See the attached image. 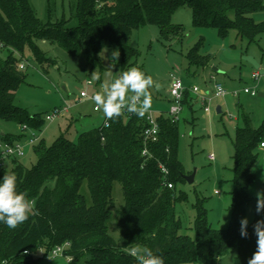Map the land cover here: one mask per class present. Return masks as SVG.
Listing matches in <instances>:
<instances>
[{"label":"trees","instance_id":"1","mask_svg":"<svg viewBox=\"0 0 264 264\" xmlns=\"http://www.w3.org/2000/svg\"><path fill=\"white\" fill-rule=\"evenodd\" d=\"M184 5L192 10L194 27L213 29L219 38L234 30L237 37L250 43L264 32V21L252 16L264 10V0H71L67 18L55 17L48 3L44 20L36 15L30 0H0V49L7 52L5 58L0 57V119L37 132L43 126L40 115H30L14 104L15 91L24 78L18 67L24 50L38 62H51L39 42L56 41L70 54L84 53L95 66L96 55L112 44L118 49L123 73L136 56L128 44L133 30L155 24L162 38L180 40L183 28L172 23L171 17ZM202 46L201 37L187 51L189 65L208 63L209 55L201 52ZM190 96L186 89L183 104L193 113ZM145 115L141 118L122 112L108 119L107 126L103 116L98 125L79 132L75 141L61 135L48 146L42 140L32 143L36 161L30 167L20 157L7 158L11 168H1L0 178L15 174L17 191L24 193L33 207L29 219L16 229L0 223V264H37L34 255H39V249L45 254L64 242L69 243L64 250L70 257L68 264H137L128 254L135 245L147 246L162 256L165 264H223L231 249L233 264H248L256 250L252 225L264 215L255 211L246 239L239 235V221L246 216L252 199L249 187L261 154L264 120L255 126L247 112H240L241 124L236 125L232 139L228 226H212L203 199L196 197L191 237L181 232L182 221L175 211L176 202L187 200L186 193L177 190L187 173L177 154L179 120L157 115V140L145 143ZM25 138L23 131L0 132V142ZM144 147L149 155H142ZM159 164L168 169L166 179L171 188L163 185ZM114 182L120 184L122 193L116 210L117 239L108 227Z\"/></svg>","mask_w":264,"mask_h":264},{"label":"rangeland","instance_id":"2","mask_svg":"<svg viewBox=\"0 0 264 264\" xmlns=\"http://www.w3.org/2000/svg\"><path fill=\"white\" fill-rule=\"evenodd\" d=\"M71 0H30L36 15L44 20L47 16V5L52 4L55 17L70 14ZM255 21H264V10L252 14ZM172 23L180 24L183 28L182 39H164L155 24H144L133 30L128 44L136 50L133 67L151 76L154 84L148 89L152 106H168L169 74L179 75L187 85L196 84L200 88H210L214 80L221 82L226 88H240L243 84L253 85L249 73L259 70L262 74L258 83L264 80V32L257 40L248 43L240 39L231 30L227 37L219 38L213 29L197 28L192 25V10L189 6H181L171 17ZM202 37L201 52L209 55L208 63L203 67L189 65L186 59L187 51ZM41 50L46 52L50 61L38 62L28 50L23 52L25 61L24 78L15 91L14 104L27 111L30 115H40L44 120L40 131L31 128L22 130L13 121L0 119V132L18 134L23 131L27 137H35L34 143L42 140L48 146L57 137L63 135L75 141L79 132L87 130L101 122L100 113L93 110L92 102L88 99L77 101L79 91L86 89L89 94L102 91L104 81L111 82L120 73V55L111 58V53L118 49L115 45L105 46L97 55L98 65L93 66L84 53L70 54L58 42L40 41ZM119 54V53H118ZM7 52L0 49V57L5 58ZM19 57V54H15ZM127 70V71H128ZM98 73L100 79L93 81L91 75ZM90 80L93 84L87 85ZM257 83V85H258ZM258 91V89H257ZM259 93V92H258ZM257 95V94H256ZM240 94L235 98L224 95L211 103L212 111L206 116L202 109L193 112L183 110L179 118L178 159L183 164L186 174L193 173L192 182L185 181L177 184V190L187 195L186 201L175 203V211L182 221L181 232L193 237V220L195 209L193 204L196 197L203 199L207 210V218L212 226L226 228L229 223L228 210L231 184L228 181L232 161V139L236 125L241 124V106L250 113L254 125L259 126L264 120V97ZM192 103V102H191ZM193 105V104H192ZM216 105L222 107L217 113ZM68 107L63 116L49 117L52 111ZM31 143L25 149L19 160L27 167L36 161ZM212 153L213 160L207 155ZM9 170L11 161L5 160L0 169ZM255 179L249 187L252 199L246 211L249 223L254 219L258 194L264 195V151L261 152L254 165ZM217 190L218 193H215ZM113 206L110 208L111 217L108 222L109 233L118 238V217L116 210L122 203L121 187L114 182L112 189ZM233 249L225 255L223 264H233ZM38 258L37 264H68L63 256H56L51 261ZM80 264V263H79Z\"/></svg>","mask_w":264,"mask_h":264},{"label":"clouds","instance_id":"3","mask_svg":"<svg viewBox=\"0 0 264 264\" xmlns=\"http://www.w3.org/2000/svg\"><path fill=\"white\" fill-rule=\"evenodd\" d=\"M113 57H119L117 50L112 51L111 58ZM91 79L99 80L100 75L93 73ZM153 84L151 76L133 67L111 82L104 81L102 91L90 99L109 120L121 116L122 111L134 113L142 118L152 107L148 89ZM32 207L33 202L27 200L24 193L17 191L15 174L3 175L0 178V223L8 229H16L29 219ZM256 212L258 215H264V195L258 194ZM248 226V219L242 217L239 221V235L243 239L249 238ZM252 229V234L256 237V250L248 264H264V218L257 220ZM128 254L136 259L137 264H165L163 257L155 255L147 246L135 245L128 249Z\"/></svg>","mask_w":264,"mask_h":264},{"label":"built area","instance_id":"4","mask_svg":"<svg viewBox=\"0 0 264 264\" xmlns=\"http://www.w3.org/2000/svg\"><path fill=\"white\" fill-rule=\"evenodd\" d=\"M25 61H21L18 64V67L20 69L25 68ZM170 79L168 83V93H169V106L167 110V115L171 118L172 121H178L180 118V115L184 109L183 104V97H184V91L187 89L196 96L198 99L203 113L205 115H209L212 111L211 108V101L213 98L223 97L224 95H230L232 97H239L241 93L246 95L255 96L257 94V83L261 79L262 74L259 70H254L250 72L249 78L254 82L253 85H243L240 88H226L221 82H218L213 79L212 87L208 88H200L196 84H192L189 87H186L183 83L182 78L179 75H176L174 72L169 74ZM87 85H91L92 82L90 80L86 81ZM96 93L89 94L86 89H81L79 91V95L77 97V101H81L84 99H88L92 102L93 110L95 111H101L99 106L95 105L94 102L90 99L91 96H93ZM68 111V107H63L61 109H56L52 111V114L49 115V117H53L55 115L63 116L65 112ZM130 114L127 111H122ZM145 120L147 122L146 127L143 129L142 136L144 139V142H151L157 140V135L159 131V126L156 120V116L154 113L149 110L145 113ZM103 124L104 126L108 125V119L103 118ZM22 130H25V126L21 127ZM35 137H27L24 140L21 141H12V142H0V166L3 163L4 159L10 158V157H21L25 149L28 145L34 142ZM259 149L264 151V139L260 141L259 143ZM142 155H149L148 150L146 147L142 150ZM207 158L209 160L214 159V155L212 153H209L207 155ZM160 171L162 173L163 178V185L167 186L168 188L172 187V183L167 181L166 176L168 175V169L163 165L159 164ZM215 193H218L217 190H215ZM69 246L68 242H64L61 245H56L52 249H50L47 253H43L42 249H39V255L43 257L46 261H51L56 256H63L67 260L70 259L69 256L64 255V250L66 247ZM27 252V251H25Z\"/></svg>","mask_w":264,"mask_h":264},{"label":"crops","instance_id":"5","mask_svg":"<svg viewBox=\"0 0 264 264\" xmlns=\"http://www.w3.org/2000/svg\"><path fill=\"white\" fill-rule=\"evenodd\" d=\"M211 76H213L214 77V75L213 74H210ZM210 76V77H211ZM249 76H250V73H249ZM212 78V77H211ZM250 79V78H249ZM251 80V79H250ZM252 81V80H251ZM183 83H184V85L186 86V87H189L190 86V84L189 85H187V82H185L184 80H183ZM243 85H247V84H243ZM232 88H235V87H232ZM257 89H258V91H257V95H259V94H261L263 97H264V80H262V81H260L259 83H258V85H257ZM99 92V91H98ZM259 92V93H258ZM191 94V96H190V102H192V107H193V111H195V110H197V108H200V109H202V107H201V105H200V103H199V101H198V99L196 98V96L195 95H193L192 93H190ZM244 95H246V94H244ZM256 95V96H257ZM214 99H216V98H213L212 99V101L214 100ZM90 101V100H89ZM212 101H211V103H212ZM167 104H168V106H169V99H167ZM168 106H166V107H162L160 104L159 105H156V106H152L151 107V111L154 113V115L157 117V115H159V114H161V113H163V114H167V110H168ZM217 106V105H216ZM216 106H215V108H216ZM220 106V105H219ZM215 108H214V110H215ZM187 109V107L186 106H184V109L183 110H186ZM241 109L243 110V108H242V106H241ZM188 110V109H187ZM95 111V110H94ZM189 111V110H188ZM203 111V110H202ZM216 111V110H215ZM95 112H98V113H100V116H101V121H102V118H103V113H102V111H95ZM222 112V107L220 106V113ZM245 112H247L248 114H249V116H250V113L248 112V111H245ZM189 113H190V115H191V118L193 119V113L191 112V111H189ZM206 116H209V115H206ZM250 118H251V116H250ZM252 120V119H251ZM253 123V122H252ZM99 124V123H98ZM97 124V125H98ZM254 125V124H253ZM96 126V125H95ZM256 126V125H255Z\"/></svg>","mask_w":264,"mask_h":264},{"label":"water","instance_id":"6","mask_svg":"<svg viewBox=\"0 0 264 264\" xmlns=\"http://www.w3.org/2000/svg\"><path fill=\"white\" fill-rule=\"evenodd\" d=\"M215 110H216L217 113H220V106L217 105ZM183 177H184L185 181L190 183V182L193 181L194 172L193 173H189V174H184Z\"/></svg>","mask_w":264,"mask_h":264}]
</instances>
